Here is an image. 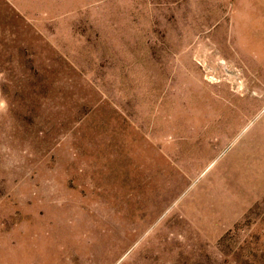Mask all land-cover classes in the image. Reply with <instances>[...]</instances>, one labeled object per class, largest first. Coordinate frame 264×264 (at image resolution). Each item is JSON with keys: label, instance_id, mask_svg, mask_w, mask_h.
<instances>
[{"label": "rangeland", "instance_id": "1", "mask_svg": "<svg viewBox=\"0 0 264 264\" xmlns=\"http://www.w3.org/2000/svg\"><path fill=\"white\" fill-rule=\"evenodd\" d=\"M0 264H264V0H0Z\"/></svg>", "mask_w": 264, "mask_h": 264}]
</instances>
